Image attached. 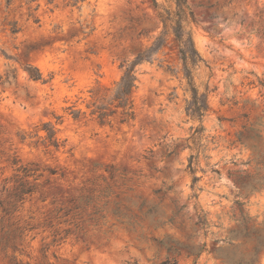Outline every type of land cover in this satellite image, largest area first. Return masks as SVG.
Instances as JSON below:
<instances>
[{
    "label": "rangeland",
    "instance_id": "rangeland-1",
    "mask_svg": "<svg viewBox=\"0 0 264 264\" xmlns=\"http://www.w3.org/2000/svg\"><path fill=\"white\" fill-rule=\"evenodd\" d=\"M155 1L0 0V200L29 170L18 216L34 226L21 253L0 249V264H158L166 251L151 237L205 243L196 264H222L241 239L214 240L239 228L241 209L264 234V0H185L181 24L201 57L193 83L208 104L200 120L185 111L191 92L159 17L175 1ZM162 33L161 51L136 66L133 119L101 124L90 90L112 86ZM117 207L133 230L116 223ZM178 208L175 224L149 226Z\"/></svg>",
    "mask_w": 264,
    "mask_h": 264
},
{
    "label": "trees",
    "instance_id": "trees-1",
    "mask_svg": "<svg viewBox=\"0 0 264 264\" xmlns=\"http://www.w3.org/2000/svg\"><path fill=\"white\" fill-rule=\"evenodd\" d=\"M174 1L176 5L174 14L171 16L170 12L165 10V15L159 14V17L164 27H166L168 22L170 23V30L177 43V54L181 62L183 76L186 78L191 92V99L185 111L188 115L200 120L208 110L207 97L204 93H199L195 87L192 78V67L196 65L197 62L201 61V57L194 46L189 32L186 31L181 24L182 20L185 18V0ZM152 4L157 8L158 3L155 0H152ZM164 35L165 33H162L157 36L151 46L137 53L133 61L125 66L121 65L124 69L123 74L112 86L105 87L97 85L90 90V101L87 104V108L90 110V115H94L101 124L110 122V118L116 114L120 115V122L133 119L132 93L135 88L136 66L144 61H151L153 59L152 57L161 51L166 41ZM30 78L39 80L41 79V75L36 70L35 73L30 75ZM80 113L81 111L79 109H72L70 112L74 119H77ZM42 129L47 132V139H49L50 144L57 147V143L54 140L51 141L55 131L50 122L44 123ZM200 129L202 130L203 128L200 127ZM188 167L189 173L193 174L192 183H195L199 178L194 175V169L190 165ZM20 168L23 171V176L16 179V185L12 187L11 190L8 191V189H6V191H8L7 199L0 200V249L6 251L10 248L13 252L18 251L21 253L23 251L22 244L26 241L28 233L34 226L18 216V212L25 198L33 193V185L29 184L27 179H23L29 176V170L25 167ZM255 188L256 185H252L249 191H253ZM109 195V191L105 190L101 197L108 198ZM89 200L90 199L87 201L89 202ZM239 204L242 205L241 202ZM180 209L181 208L176 209L173 215L166 220L151 219L149 226L152 225L156 228L165 223L175 224V217ZM98 211L97 209L95 212ZM112 214L119 226L125 228L127 231L134 229L136 222L122 214L118 207L113 210ZM241 214V218L236 219L239 223V228L230 230L228 237L215 239L214 241H222L229 246H234V240L240 238L241 243L238 245H242V248H237L230 254H220L218 253L220 252L219 249H214L213 251L221 256L222 264H262L264 259V234L260 229L249 226L250 218L242 209ZM144 215L154 216V209H148ZM101 218H104V216L102 215ZM196 218V224L200 229L203 230L209 227L210 224L206 214H198ZM110 227H113V224ZM207 234L208 232H204V235ZM33 238L34 237H31L30 240ZM144 238L143 234L139 235V239ZM150 240L156 242L159 247L166 251L164 260L158 264H177V257L182 254L185 259L192 258V264H196L201 253L207 250L205 243H202L199 248L195 249L188 244L179 243L168 238L157 240L151 237Z\"/></svg>",
    "mask_w": 264,
    "mask_h": 264
}]
</instances>
